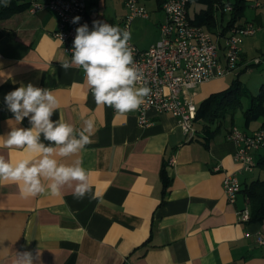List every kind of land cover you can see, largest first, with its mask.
Returning <instances> with one entry per match:
<instances>
[{
  "label": "crops",
  "instance_id": "crops-1",
  "mask_svg": "<svg viewBox=\"0 0 264 264\" xmlns=\"http://www.w3.org/2000/svg\"><path fill=\"white\" fill-rule=\"evenodd\" d=\"M165 1L138 0L148 13L131 25L138 49L146 50L159 40ZM233 1L220 0L213 6L210 31L218 42L221 66L225 65V38L239 24L264 21V0H246L243 15L229 26ZM30 2L8 0L4 6L0 0V136L13 127L30 126L27 119L17 124L7 110L4 96L8 92L28 83L52 89L60 105L53 120L77 131L83 129L85 119L95 122L85 149L58 158L64 164L82 161L92 191L77 200L72 182L58 197L25 199L17 184L0 182V264H14L16 252L35 254L38 248L42 264H264V247L255 240L257 233H264V221L241 222L237 212L245 207L250 211L247 198L240 191L231 203L224 195V175L239 168L233 158L236 144L226 138L228 129L205 145L199 120L194 123L195 135L188 140L171 114L148 109V124L141 125L138 109L120 113L97 105L82 69L61 68L60 63L71 57L54 37L56 17L47 9L31 13ZM86 8L91 19L121 28L124 0H86ZM203 10L206 4L193 0L189 19L198 20ZM261 31L242 38L231 81L227 78L232 73L193 90L197 107L209 95L229 88L253 60L264 59L249 58L244 44L246 37L257 42ZM260 126L239 129L251 132ZM0 156L16 162L33 154L0 146ZM261 159L257 156L256 162ZM257 171L256 177L238 175L241 188L264 174L258 166L251 172Z\"/></svg>",
  "mask_w": 264,
  "mask_h": 264
},
{
  "label": "clouds",
  "instance_id": "clouds-1",
  "mask_svg": "<svg viewBox=\"0 0 264 264\" xmlns=\"http://www.w3.org/2000/svg\"><path fill=\"white\" fill-rule=\"evenodd\" d=\"M2 2L7 6L8 0ZM80 19L76 16L71 23L78 24ZM75 32L71 59L60 63L61 68L65 71L73 66L82 69L97 105L120 113L137 110L150 89L141 85L144 77L135 64L134 49L129 43L131 34L102 20H93L91 29L84 23ZM4 103L17 124L27 119L30 126L11 128L0 136V146L21 149L33 156L16 162L0 156V182L17 184L25 199L41 195L58 197L62 188L72 182H75V199L88 195L92 189L82 161L64 164L58 158L72 157L91 143L96 127L94 120L85 119L79 131L59 119L53 120L60 107L54 91L32 83L21 84L8 92ZM65 212L70 214L71 210L66 208ZM14 264H42L39 248L35 254L16 252Z\"/></svg>",
  "mask_w": 264,
  "mask_h": 264
},
{
  "label": "built area",
  "instance_id": "built-area-1",
  "mask_svg": "<svg viewBox=\"0 0 264 264\" xmlns=\"http://www.w3.org/2000/svg\"><path fill=\"white\" fill-rule=\"evenodd\" d=\"M188 2L189 0H166L163 3L165 19L159 24L160 38L148 49H138L132 38L129 43L134 49L135 64L143 72L141 85L150 89L138 108L139 124H148L145 117L148 109L168 113L177 119L183 134L190 140L196 133L194 123L197 106L193 100V90L203 82L234 72L239 61L242 38L264 29V21L258 25L249 23L237 27L225 38V65L221 66L218 63V42L214 34L204 26L190 22L187 14ZM124 6L126 13L121 29L131 34L133 20L136 17L145 18L148 13L138 0H124ZM255 6H259L258 2ZM41 9L49 10L56 17L54 37L71 57L75 29L84 23L90 29L92 27L93 19L87 13L86 0H47L44 3L31 0V13ZM76 16L81 18L79 23H71ZM254 61L256 63L259 60ZM226 138L236 144L233 158L239 164L236 171L226 173L223 178L226 200L234 203L241 191L238 175L253 171L257 166V156L264 159V129L245 132L233 126ZM237 216L241 222H248V208L239 210ZM255 240L264 247V233H257Z\"/></svg>",
  "mask_w": 264,
  "mask_h": 264
},
{
  "label": "trees",
  "instance_id": "trees-1",
  "mask_svg": "<svg viewBox=\"0 0 264 264\" xmlns=\"http://www.w3.org/2000/svg\"><path fill=\"white\" fill-rule=\"evenodd\" d=\"M192 1L193 0H189L187 4V14ZM219 1L220 0H199V2L206 4V10L199 13L198 20L191 21L189 19L190 22L204 26L210 31L214 25L213 6ZM232 5L233 8L230 13V21L228 22L229 26L234 25L241 18L247 4L246 0H234ZM242 26L244 25L239 24L238 27ZM254 64H260V60L256 63L252 62L249 66ZM244 95L245 90L241 81L238 78H235L231 82L229 88L219 93L211 94L199 103L195 122L199 120V124L201 125L200 131L202 132L203 143L205 145H207V142L210 139L217 136L223 130L227 117H230V127L225 126V129H228L227 134L230 132L234 125L233 116L235 112L242 107V97ZM242 117L246 128L250 124L264 118V84L260 86V90L257 94L252 95L249 98L247 107L242 110ZM260 127V129H264V123H262ZM257 166L264 169V159L259 160ZM163 179L166 183L167 178L166 175H164V172ZM241 192H243L248 200L250 208L249 222L264 221V179L256 178L249 183H246L244 187L241 188Z\"/></svg>",
  "mask_w": 264,
  "mask_h": 264
},
{
  "label": "rangeland",
  "instance_id": "rangeland-1",
  "mask_svg": "<svg viewBox=\"0 0 264 264\" xmlns=\"http://www.w3.org/2000/svg\"><path fill=\"white\" fill-rule=\"evenodd\" d=\"M260 11V10H258ZM249 8L246 10V15L249 14ZM244 44L247 47L249 53L248 56L249 58L253 57H264V31L258 32V41L257 42H251V39L249 37H246L244 39ZM249 44V45H248ZM260 64L258 65H251L247 70L242 72L239 76V80L241 81L242 86L244 87L245 90V95L242 97V107L238 109L234 116H233V122L235 125H237L238 128L240 129H248L253 125H260L264 123V118H261L259 121L250 124L247 128L244 125L243 122V117H242V110L245 109L248 105L249 98L252 95H255L259 92L260 86L264 84V59H261ZM254 61V60H253ZM255 62V61H254ZM234 73L232 72V75H230L227 79L228 81H231L235 77L233 75ZM225 126L229 127L230 126V117H227V120L225 122ZM225 126L223 129H225ZM248 176H254L256 177L259 172L257 171L255 174L252 172H244ZM261 179H264V174H261L259 176Z\"/></svg>",
  "mask_w": 264,
  "mask_h": 264
}]
</instances>
